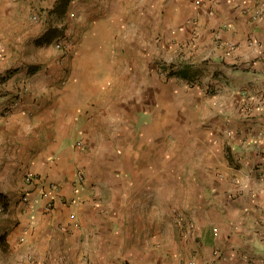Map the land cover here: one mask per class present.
Segmentation results:
<instances>
[{
    "label": "crops",
    "instance_id": "1",
    "mask_svg": "<svg viewBox=\"0 0 264 264\" xmlns=\"http://www.w3.org/2000/svg\"><path fill=\"white\" fill-rule=\"evenodd\" d=\"M0 264H264V0H0Z\"/></svg>",
    "mask_w": 264,
    "mask_h": 264
},
{
    "label": "built area",
    "instance_id": "2",
    "mask_svg": "<svg viewBox=\"0 0 264 264\" xmlns=\"http://www.w3.org/2000/svg\"><path fill=\"white\" fill-rule=\"evenodd\" d=\"M56 46L60 49L63 48L61 47V43L56 44ZM21 86L23 91H27L28 82L23 81ZM23 183L22 204L25 207H30L32 204L39 201H46V207L48 209L53 207V194L59 190V186L56 182L46 176L36 173H27L23 178Z\"/></svg>",
    "mask_w": 264,
    "mask_h": 264
},
{
    "label": "rangeland",
    "instance_id": "3",
    "mask_svg": "<svg viewBox=\"0 0 264 264\" xmlns=\"http://www.w3.org/2000/svg\"><path fill=\"white\" fill-rule=\"evenodd\" d=\"M60 28H57V27H53V26H50L49 27V30H48V32L47 33H49V36H48V38H46V39H44L43 41H44V43H45V45L47 46V47H49V46H51L50 47V51L51 52H57V53H62V54H64V56H66V54H67V50H69L70 49V42L68 41V39H67V34L68 35H71V34H73V32H74V26L73 25H71L70 27H66V25L64 26L63 24H60ZM70 30V31H69ZM66 31L68 32V33H66ZM58 32V33H57ZM64 33H66V34H64ZM70 33V34H69ZM54 37H60V38H58L57 40L55 39V40H53V38ZM58 43H61V47H63V48H58L57 46H56V44H58ZM26 58H28V55L27 56H25ZM13 62L15 63L16 62V60L18 59V55H14L13 56ZM43 62H37L36 64H32V66L31 67H42L43 66V64H42ZM15 65H12V67H14ZM16 67V66H15ZM23 81H27L26 79L25 80H23ZM23 81H22V83H23ZM22 83H21V85H22ZM10 108L11 107H6L5 109H3L2 110V112H1V114L3 115V116H6V115H8L9 113V110H10ZM28 173H32V172H28ZM27 174V173H26ZM25 176V175H24ZM43 176V175H42ZM46 177H48V176H46ZM24 178V177H23ZM48 178H50V177H48ZM51 180H53V179H51ZM175 202V201H174ZM176 203V202H175Z\"/></svg>",
    "mask_w": 264,
    "mask_h": 264
}]
</instances>
